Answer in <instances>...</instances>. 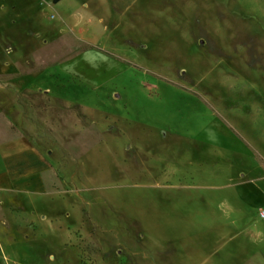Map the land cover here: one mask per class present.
I'll return each instance as SVG.
<instances>
[{
  "label": "rangeland",
  "instance_id": "1",
  "mask_svg": "<svg viewBox=\"0 0 264 264\" xmlns=\"http://www.w3.org/2000/svg\"><path fill=\"white\" fill-rule=\"evenodd\" d=\"M51 2L71 29L38 69L99 51L151 123L109 115L106 142L48 197L63 212L0 206V264H264V0ZM216 122L249 150L245 174Z\"/></svg>",
  "mask_w": 264,
  "mask_h": 264
},
{
  "label": "crops",
  "instance_id": "2",
  "mask_svg": "<svg viewBox=\"0 0 264 264\" xmlns=\"http://www.w3.org/2000/svg\"><path fill=\"white\" fill-rule=\"evenodd\" d=\"M0 8V73L6 74L8 97L0 98V206L8 211L14 197L29 216H50L63 212L48 198L50 193L106 142L109 115L122 111L151 120L137 108L129 71L99 51L38 69L40 46L71 29L69 20L59 23L51 0H1ZM140 91L150 103L153 97ZM214 135L218 146L242 157L232 170L245 174L253 164L243 142L217 122Z\"/></svg>",
  "mask_w": 264,
  "mask_h": 264
},
{
  "label": "built area",
  "instance_id": "3",
  "mask_svg": "<svg viewBox=\"0 0 264 264\" xmlns=\"http://www.w3.org/2000/svg\"><path fill=\"white\" fill-rule=\"evenodd\" d=\"M261 216L264 217V212L261 213Z\"/></svg>",
  "mask_w": 264,
  "mask_h": 264
}]
</instances>
